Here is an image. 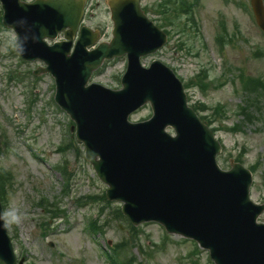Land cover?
I'll use <instances>...</instances> for the list:
<instances>
[{
  "label": "rangeland",
  "instance_id": "rangeland-1",
  "mask_svg": "<svg viewBox=\"0 0 264 264\" xmlns=\"http://www.w3.org/2000/svg\"><path fill=\"white\" fill-rule=\"evenodd\" d=\"M187 1L194 7L193 22L179 0L142 1L169 41L142 63L160 60L179 76L189 105L222 144L218 163L227 170L233 159L250 169V195L262 204L264 32L250 0ZM86 11V24L108 42L113 22L106 0H89ZM15 39L12 30L0 26V182L8 175L3 210L15 207L23 214L19 225L8 227L18 260L115 264L108 253L122 245L125 264H214L198 243L169 235L162 225L150 222L134 229L125 222L121 204L107 201V185L84 158L70 117L54 103L55 80L34 76L43 64L22 61ZM126 67V58L112 60L92 82L119 88ZM150 116L145 105L131 121ZM260 218L263 223L264 213Z\"/></svg>",
  "mask_w": 264,
  "mask_h": 264
},
{
  "label": "water",
  "instance_id": "water-1",
  "mask_svg": "<svg viewBox=\"0 0 264 264\" xmlns=\"http://www.w3.org/2000/svg\"><path fill=\"white\" fill-rule=\"evenodd\" d=\"M1 2L3 24L17 35L16 50L27 37L20 56L44 62L35 74L50 73L56 81L55 102L74 122L71 131L85 147L84 157L107 184V199L122 203L121 212L133 225L162 224L168 233L199 243L214 264H264V222H258L264 203L251 199L253 173L233 160L223 170L217 162L221 143L188 106L181 80L158 60L149 68L141 65L143 56L165 45L167 35L148 19L140 0H107L113 38L97 44L100 33L85 26L73 52L86 0ZM251 4L264 31L263 0ZM20 20L25 23L18 25ZM62 32L67 41L52 46L45 41ZM123 56L128 67L122 89L88 85L104 61ZM145 104L152 117L129 121ZM0 261L16 264L2 226Z\"/></svg>",
  "mask_w": 264,
  "mask_h": 264
},
{
  "label": "clouds",
  "instance_id": "clouds-1",
  "mask_svg": "<svg viewBox=\"0 0 264 264\" xmlns=\"http://www.w3.org/2000/svg\"><path fill=\"white\" fill-rule=\"evenodd\" d=\"M25 21L20 20L17 22L18 25H23ZM27 37H23L17 43V51L18 54L23 55L25 52ZM23 220V214L19 212V210L15 207H10L7 211L0 210V226L3 229H7L12 225H19Z\"/></svg>",
  "mask_w": 264,
  "mask_h": 264
},
{
  "label": "trees",
  "instance_id": "trees-1",
  "mask_svg": "<svg viewBox=\"0 0 264 264\" xmlns=\"http://www.w3.org/2000/svg\"><path fill=\"white\" fill-rule=\"evenodd\" d=\"M179 2L183 5V6H181L182 7V9L181 10H183V11H186V13H188V15H190L191 16V22H193V18H192V13H193V7H191V3L189 2V1H185V0H179ZM176 11V10H175ZM163 13V12H162ZM164 13H165V11H164ZM163 13V14H164ZM171 25H173V26H175L176 27V23H174V22H172L171 21ZM261 85V87L263 88V90H264V84H260ZM254 87H256V86H254ZM203 119V118H202ZM204 121H205V119H204ZM64 174V173H63ZM8 178V175H3L2 176V181L0 182V195H1V199H2V201L5 199V197H6V193H5V183H4V180L5 179H7ZM4 183V184H3ZM4 189V190H3ZM120 214H121V212H120ZM121 217L125 220V222L126 223H128L129 224V226L131 227V228H134L135 229V227H133L132 225H131V223H129L128 222V220H126L125 218H124V216L121 214ZM119 247H118V249L117 250H113V256H112V259H115L117 262H118V260H119V263L120 264H125L124 263V258L122 257V251H123V246L122 245H118ZM111 256V255H110ZM115 261V262H116ZM116 264V263H115Z\"/></svg>",
  "mask_w": 264,
  "mask_h": 264
}]
</instances>
